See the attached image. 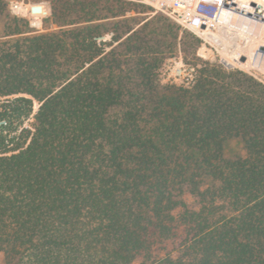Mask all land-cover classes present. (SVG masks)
<instances>
[{
  "label": "trees",
  "instance_id": "1",
  "mask_svg": "<svg viewBox=\"0 0 264 264\" xmlns=\"http://www.w3.org/2000/svg\"><path fill=\"white\" fill-rule=\"evenodd\" d=\"M48 1L0 0V264H264V82L134 0Z\"/></svg>",
  "mask_w": 264,
  "mask_h": 264
},
{
  "label": "rangeland",
  "instance_id": "2",
  "mask_svg": "<svg viewBox=\"0 0 264 264\" xmlns=\"http://www.w3.org/2000/svg\"><path fill=\"white\" fill-rule=\"evenodd\" d=\"M13 1H19L24 3H39V2H45L48 5V14L42 19L40 26H31L35 31H48L52 29H56L57 26L55 24H51L50 21H48V18L51 16L52 9L50 2L48 0H9V9L10 12L13 15H17L19 17H22L28 22H30V19L26 15H20L14 12V10L11 7V3ZM138 3L144 4L151 9L149 11L142 13L141 15L144 16H153L156 13L160 12L167 16H169L171 19L179 23L177 20H175L173 17H171L169 14L163 12V11H157L155 7H153L150 4L141 2L139 0H134ZM253 2H256V5L259 3L260 5L264 3V0H252L251 4ZM264 5V4H263ZM30 24V23H29ZM183 28H186L190 30L193 34H195L197 37L201 39V44L197 50V55L202 58L203 60H208L210 62H217L221 64L223 67L227 69H240L250 75H253L254 77L258 78L259 80L264 82V70L261 68L254 67L250 65L249 63L245 62V60H242L243 56H246L248 45L250 42V37L246 33H243L239 31L238 29H234L228 26H225L223 24H217L216 28L208 27L204 28L200 33H195L193 30L183 26L181 23H179ZM216 24V23H215ZM113 36V32H109L107 34H104L99 38V41H111ZM114 42V44H116ZM113 44V45H114ZM113 45L106 44V49H110ZM238 51L240 52L241 58L235 59L234 53ZM191 59V57H189ZM158 76L159 80L162 84L166 83H177V84H189L193 78L195 77V70L191 63H188L185 60L184 54L179 49L176 53L173 55L167 57L162 65L160 66L158 70ZM39 104L38 102L35 103V110H37ZM29 121L27 120L25 123L29 125ZM229 150L231 153L233 152H239L240 145L236 142H231L229 144ZM0 256V261H1Z\"/></svg>",
  "mask_w": 264,
  "mask_h": 264
},
{
  "label": "built area",
  "instance_id": "3",
  "mask_svg": "<svg viewBox=\"0 0 264 264\" xmlns=\"http://www.w3.org/2000/svg\"><path fill=\"white\" fill-rule=\"evenodd\" d=\"M152 5L157 11H163L181 23L183 26L199 33L204 28H216L215 18L223 6L236 7L235 0H139ZM11 7L15 13L26 15L30 25L40 26L42 19L48 14L45 2L24 3L13 1ZM205 24L203 28L202 25Z\"/></svg>",
  "mask_w": 264,
  "mask_h": 264
},
{
  "label": "bare ground",
  "instance_id": "4",
  "mask_svg": "<svg viewBox=\"0 0 264 264\" xmlns=\"http://www.w3.org/2000/svg\"><path fill=\"white\" fill-rule=\"evenodd\" d=\"M235 1L238 6L221 7L214 21L249 35L247 54L242 60L264 70V3L256 5V2L251 4L252 0ZM241 55L236 51L233 56L238 60Z\"/></svg>",
  "mask_w": 264,
  "mask_h": 264
},
{
  "label": "water",
  "instance_id": "5",
  "mask_svg": "<svg viewBox=\"0 0 264 264\" xmlns=\"http://www.w3.org/2000/svg\"><path fill=\"white\" fill-rule=\"evenodd\" d=\"M202 27L204 28L205 27V24H203Z\"/></svg>",
  "mask_w": 264,
  "mask_h": 264
}]
</instances>
